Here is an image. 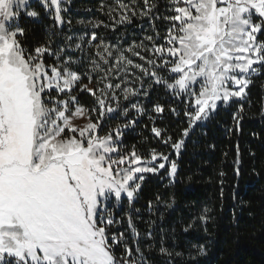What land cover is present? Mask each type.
<instances>
[{
    "label": "snow or ice",
    "instance_id": "1",
    "mask_svg": "<svg viewBox=\"0 0 264 264\" xmlns=\"http://www.w3.org/2000/svg\"><path fill=\"white\" fill-rule=\"evenodd\" d=\"M41 3L46 11L54 9V19L62 25L61 0ZM143 3L145 11L140 16L153 19L155 4ZM29 4L30 0H0V264H138L131 259L133 250L124 234H109L114 220L107 203L113 197L119 203L122 195L131 203L144 173H156L170 163L168 175L175 177L177 165L154 149L147 161L135 150L128 155L119 153L117 143L123 129L134 126V119L99 135L106 116L129 114L127 107L120 110V96L114 89L125 101L138 95L136 89L111 83L110 74L114 69L127 74V66H132L178 98L191 97L194 110L184 115L192 127L207 119L218 102L243 99L251 77L264 67V40L258 39L264 34V0H171L169 10L174 14L163 17L171 22L165 45L151 49L159 54L160 63L147 61L153 65L149 72L101 40L95 45L96 56L103 65L111 59L115 64L105 69L95 59L91 61L92 72L104 73L98 81L103 87L97 89L82 83V76L72 68L77 61L69 58L45 65V54L53 55L50 47L37 46L32 51L24 47L20 38L25 30L18 24L21 14L38 15L28 10ZM120 8L124 11L119 22L130 23L127 5ZM91 40L97 36L93 34ZM128 51L139 56L131 48ZM55 55L59 61L60 52ZM158 68L168 76L160 75ZM88 79L91 82L92 76ZM137 79L143 85V79ZM197 84L198 91L193 87ZM78 86L79 91L96 97V107L80 105L73 91ZM131 108L141 115L144 112L139 103H132ZM163 110L155 106L157 113ZM88 112L97 113L95 121L89 116L82 127L73 123ZM152 132L161 136L156 127ZM187 135L185 129L183 136ZM170 141L168 137L164 143ZM182 145L180 140L172 147L179 153ZM129 227L138 236L131 220ZM116 246L123 247L119 258ZM136 253L143 264L139 247Z\"/></svg>",
    "mask_w": 264,
    "mask_h": 264
},
{
    "label": "trees",
    "instance_id": "2",
    "mask_svg": "<svg viewBox=\"0 0 264 264\" xmlns=\"http://www.w3.org/2000/svg\"><path fill=\"white\" fill-rule=\"evenodd\" d=\"M121 1L64 0L62 25L41 4H29L28 10L38 15L36 19L21 15L18 24L25 30L21 42L28 51L37 46L50 47L53 55L45 54V65L69 58L77 61L72 68L82 76V83L90 89L103 87V82L98 81L104 73L92 72L91 61L95 59L105 69L109 65H103L96 56L95 45L102 40L104 44L137 46L141 31L153 40H161V32L168 28L163 17L171 0H149L155 4L154 18L133 17L130 23L117 20V3ZM110 9H114L111 15ZM141 10H145L143 5ZM93 34L97 36L95 41L91 40ZM258 39L264 40V34ZM76 44L81 48L77 49ZM142 56L144 60L130 54V59L149 72L153 65L147 61L160 63L155 54ZM155 70L168 76L163 69ZM85 73L92 76L91 82ZM139 75L144 83L140 86L136 81L133 85L138 91L137 99L125 101L120 95V110L127 107L128 116L119 112L111 118L106 116L99 135L134 119V126L123 129L117 143L119 153L128 155L135 150L147 160L154 149L174 161L177 172L170 177L167 163L165 169L144 178L131 203L127 198L119 203L108 202L107 210L114 220L109 234H124L133 250L131 259L138 264L137 247L145 258L143 264H264V67L251 77L243 99L218 107L204 122H195L192 127L184 115L193 110L185 96L178 98L163 85L152 84L150 76L143 72ZM110 78L112 83L111 74ZM73 91L81 106H97L96 97L89 92L79 91V86ZM132 103L143 107L142 115L131 108ZM157 105L163 107V112L155 111ZM86 114L93 121L97 118V113ZM153 127L161 130L160 137L152 132ZM168 137L171 141L165 144ZM180 140L183 145L177 153L172 144ZM129 220L138 236L133 235ZM122 252V246L115 247L118 258Z\"/></svg>",
    "mask_w": 264,
    "mask_h": 264
},
{
    "label": "rangeland",
    "instance_id": "3",
    "mask_svg": "<svg viewBox=\"0 0 264 264\" xmlns=\"http://www.w3.org/2000/svg\"><path fill=\"white\" fill-rule=\"evenodd\" d=\"M64 0H61V8L64 9V7H62V3H63ZM32 3H39L43 6V4L41 3V0H30V4ZM123 4V5H127L128 7V11L125 13L126 15H128L130 17V20L132 21L133 20V17H141L140 16V12H142L141 10V5L144 6V3H143V0H122L121 2H118L117 3V8H116V16L118 17V21H119V17H120V14L122 11H124L123 9L120 8V5ZM44 7V6H43ZM171 7V1L167 7V13L165 14V16H169V15H173L174 13L172 11H170ZM31 11V10H30ZM135 11L136 15H133L132 12ZM145 11V10H144ZM194 11V10H193ZM47 13H54V9H50L48 11H46ZM55 14V13H54ZM21 15H24L23 13ZM25 17H27L26 15H24ZM29 19H36V17H27ZM143 18V17H142ZM164 21V25L165 27H170V21H167L165 19H163ZM124 23H128V22H124ZM167 28V29H168ZM167 29H164L162 32H161V40H148L147 37L150 36V34H147V32H145L144 30L141 31V33L139 34L140 35V38H139V41H140V44L137 45V46H125V45H121V44H106V45H109L111 46V48L113 50H119L121 52H124L125 56L127 57V59H130V54H133V52H130L128 51V49H133L134 52H139V56L137 55H134L135 57H139L146 54V53H150V54H154L151 49H153L154 45L155 46H160V45H165V36H166V32H167ZM157 43H159L157 45ZM142 46V47H141ZM147 49V50H146ZM117 55V52L114 51L113 53V56ZM155 55H157V57H159V54L156 53ZM166 55V54H165ZM131 60V59H130ZM133 61V60H132ZM115 64V60L114 59H111L110 60V65H114ZM133 64H138L140 65L139 63H136L133 61ZM142 66V64H141ZM145 67V66H143ZM141 73V70L139 68H135V67H132V66H127V74H125L124 71H117L114 69L113 73L111 74L112 75V83L113 84H116V83H120L121 84V88L127 86L129 88H133V85H135V82L138 81V83H140V81L137 79V77H141L139 74ZM165 74H168L167 72H165ZM140 86H141V83H140ZM139 86L138 90L140 91L141 87ZM197 91L199 90V85H194L193 86ZM114 91L117 92V95L120 96V93H119V90H115ZM169 91V90H168ZM170 93H173L172 91H169ZM174 94V93H173ZM138 95L136 96H129V100L131 101H135L137 99ZM186 99L188 101H190L192 98L191 97H187L185 96ZM237 98H232L230 101L232 100H236ZM229 101V102H230ZM229 102L227 104H224L222 102H218L217 104V108L218 107H225L229 104ZM192 107V105H191ZM216 108V109H217ZM193 109V108H192ZM194 110V109H193ZM214 111H211L209 112L208 116L210 114H212ZM205 119H202L200 121H197V122H204ZM88 122V116L87 114H85L84 117H81V118H76L73 120V123L77 126H83L85 125L86 123ZM116 154H113V156H115ZM151 159V158H150ZM150 159H147V160H150ZM147 160H144V161H147ZM156 163H159V160L156 162ZM124 166H127V165H124ZM124 166H121V167H124ZM160 170L162 169H158L157 172H159ZM156 172V173H157ZM151 174H154V173H144V178L147 176V175H151ZM122 198H127L126 196H123L122 195ZM115 198L113 197L112 199H110L108 202H111V201H114Z\"/></svg>",
    "mask_w": 264,
    "mask_h": 264
}]
</instances>
